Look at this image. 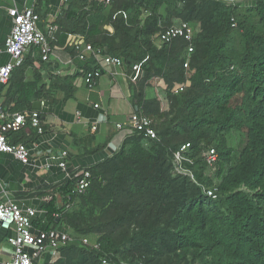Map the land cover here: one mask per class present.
Listing matches in <instances>:
<instances>
[{
    "label": "trees",
    "instance_id": "trees-1",
    "mask_svg": "<svg viewBox=\"0 0 264 264\" xmlns=\"http://www.w3.org/2000/svg\"><path fill=\"white\" fill-rule=\"evenodd\" d=\"M64 6L53 49L76 58L71 38H77L130 70L146 60L135 86L136 112L153 121L158 139L132 132L112 157L79 169L91 174L83 195L75 194L76 170L40 194L50 199L34 227L75 241L54 264H264V0H70ZM179 22L193 29L191 55L183 39L159 40ZM36 62L46 64L32 47L8 81L0 105L6 112H31L35 100L56 101L58 92L66 103L77 76L102 71L94 62L79 75H53L48 84ZM154 81L162 83V98H146ZM177 86L186 87L175 95ZM21 134L12 143L38 137ZM237 134L243 143L235 148ZM186 144L193 179L173 164ZM213 149L218 159L209 167L203 155ZM209 190H216L215 199ZM84 238L98 249L84 246Z\"/></svg>",
    "mask_w": 264,
    "mask_h": 264
},
{
    "label": "crops",
    "instance_id": "crops-1",
    "mask_svg": "<svg viewBox=\"0 0 264 264\" xmlns=\"http://www.w3.org/2000/svg\"><path fill=\"white\" fill-rule=\"evenodd\" d=\"M64 7L63 0H43L39 5L37 0H0V65L10 62V57L5 53V43L12 29L9 10L35 8L40 16L39 28L48 34L51 27H57L55 23ZM85 57V61L74 58L70 63L72 57L69 53L57 47L53 49L54 65L36 62L35 69H39L44 81L50 84L54 69L61 72L55 75L61 78L84 73L87 64L96 62L90 53H85ZM133 76V71L125 65L102 66V76L92 89L87 87L84 76H77L75 95L68 102H63V92L56 94V101H49L45 97L40 101L35 100L33 105L41 103L38 111L41 112L45 134L38 135L33 143L27 144L31 150L29 165L21 164L9 154L0 153V203L16 202L24 209H35L37 218L45 219L42 206L50 198L41 197L40 194L63 182L67 173L112 157L124 136L129 134L128 129L118 130L117 124H128L130 116L136 112L135 86L138 81L134 82ZM7 87L8 83L0 85V105L5 102ZM152 91L162 98V83H151V87L146 89V98H150ZM22 132L28 135L36 133L27 126L15 134L19 137ZM15 134L10 135L11 142ZM111 144L117 147L116 151L109 147ZM97 147L104 148L94 155L84 154ZM64 153H67V157L63 159ZM61 162L66 163V171L60 167ZM10 234L0 227V264H9L12 260L13 248L8 242ZM49 260L50 256L46 254L41 264H50Z\"/></svg>",
    "mask_w": 264,
    "mask_h": 264
},
{
    "label": "built area",
    "instance_id": "built-area-1",
    "mask_svg": "<svg viewBox=\"0 0 264 264\" xmlns=\"http://www.w3.org/2000/svg\"><path fill=\"white\" fill-rule=\"evenodd\" d=\"M69 1L70 0H63V3L66 4ZM93 1L104 5H110L111 3V0ZM230 2L234 3V1ZM9 17L12 21V29L5 43V53L10 57V62L5 65H0V85L8 83L13 71L24 63L25 55L32 47L39 49L43 62L46 64L52 63L54 65L52 62V60H54L53 48L50 41L54 39L58 27H51L48 34H45L39 28L40 17L33 9H26L24 11L11 9L9 10ZM176 39H183L189 43V55L194 52V32L188 23L179 22L177 25L165 30L159 35V40L163 43H171ZM71 46L79 53L76 59L81 61L86 60L85 53H90L95 61L100 64L101 68L102 66L121 67L124 65L122 59L110 56L103 57L100 53L95 52L91 46L84 45V43L78 39L71 38ZM73 60L74 58H72L70 63H72ZM144 62H146V60ZM143 63L135 65L132 68L134 82L139 81L143 73ZM188 63L189 61L185 64V68H188ZM60 74L61 72L57 70L54 73V75ZM101 76V70L88 73L84 78L87 87L92 89ZM185 87L186 86H177L173 93L178 95L185 90ZM96 108H99V106H96ZM27 126L34 129L39 136L45 134L44 123L41 119L40 111L33 110L25 114H11L0 107V153L13 156L23 165H29L31 163V150L27 144L12 143L10 141V135L22 131ZM93 129L96 130L97 127L94 126ZM117 129H128L129 134L136 131L151 140L158 139L157 133L153 128V121L138 112H134L130 116L128 124H117ZM127 136H124L123 141ZM190 147V144H186L177 151L174 154L173 164L176 173L189 176L193 179L194 176L192 172L186 167V164L192 163L185 155ZM66 157L67 153H64L62 158L64 159ZM203 157L209 167L213 166L218 159L214 149L206 152ZM60 167L65 171L67 169L65 162H61ZM76 171H79V169ZM76 177H78V181L76 183L75 194L78 196L83 195L91 184V174L86 170H81L77 172ZM66 178H70V173H67ZM207 194L214 199L216 198V190H209ZM70 200L71 197H69V201ZM71 206V204H68L66 210H69ZM36 218L37 211L35 209H24L13 201L0 203V227L6 232L11 233L8 236V242L13 248V256L9 264H41L46 254L50 256V264H54L61 257L60 249L75 242L70 234L63 231L51 230L43 232L37 230L33 223ZM81 241L86 247L98 249V245H92L88 239L84 238ZM104 264H107V262L104 261Z\"/></svg>",
    "mask_w": 264,
    "mask_h": 264
},
{
    "label": "rangeland",
    "instance_id": "rangeland-1",
    "mask_svg": "<svg viewBox=\"0 0 264 264\" xmlns=\"http://www.w3.org/2000/svg\"><path fill=\"white\" fill-rule=\"evenodd\" d=\"M152 95L149 97H155L158 96L156 93L153 94V91L151 93ZM164 105L166 106V103H164ZM243 143V138H241V136H239L238 134L233 136L232 140H231V144L233 147L238 148L239 146H241Z\"/></svg>",
    "mask_w": 264,
    "mask_h": 264
},
{
    "label": "water",
    "instance_id": "water-1",
    "mask_svg": "<svg viewBox=\"0 0 264 264\" xmlns=\"http://www.w3.org/2000/svg\"><path fill=\"white\" fill-rule=\"evenodd\" d=\"M40 105H41V103H39V102L35 103V104L33 105V109H34V110H39V109H40ZM136 110H137V109H136ZM109 147H110L112 150H114V151L117 150V147H116L114 144H111ZM58 221H59V220H58ZM58 221H57V223H58ZM52 229H53V227H52Z\"/></svg>",
    "mask_w": 264,
    "mask_h": 264
}]
</instances>
